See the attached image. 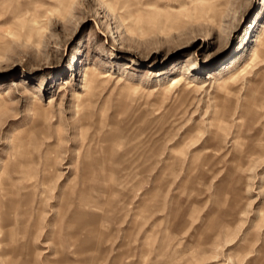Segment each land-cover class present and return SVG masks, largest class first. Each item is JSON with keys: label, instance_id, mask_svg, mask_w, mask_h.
<instances>
[{"label": "rangeland", "instance_id": "374dc122", "mask_svg": "<svg viewBox=\"0 0 264 264\" xmlns=\"http://www.w3.org/2000/svg\"><path fill=\"white\" fill-rule=\"evenodd\" d=\"M0 181V264H264V0H0Z\"/></svg>", "mask_w": 264, "mask_h": 264}, {"label": "bare ground", "instance_id": "6f19581e", "mask_svg": "<svg viewBox=\"0 0 264 264\" xmlns=\"http://www.w3.org/2000/svg\"><path fill=\"white\" fill-rule=\"evenodd\" d=\"M261 56V52L259 51V49H256L254 52H252V61L257 60L259 57ZM87 70H90L88 67L86 68V72H88ZM91 71V70H90ZM86 76V75H85ZM109 77V74H106L104 76V78ZM85 80L87 82V86L89 87V91L91 92L93 89H96L98 86V83L100 82V73L97 71H92L91 74L89 73L88 78ZM182 81V77H175L172 79V83L168 86V88L170 87H174V86H178ZM104 82V80H103ZM163 92V91H162ZM85 98V102L90 103V100L86 96ZM36 117L38 119H46L48 117V111L46 109H40L36 112ZM87 117V115L85 114L83 116V119H85ZM100 123V122H99ZM23 145V144H22ZM23 150H16L15 155H20L23 154L22 152ZM23 160H18L17 163L15 164V168H16V173L20 174L22 173V166H23ZM10 175V174H9ZM6 175V180H8L10 178V176ZM3 182V181H2ZM5 184V185H4ZM0 187L3 190V194H0V202H1V214L3 215L2 218L0 219L1 222V233L4 234V230L8 227H12L16 224L15 222V218L11 217V213L12 211V203L13 200L11 199L12 196H17L19 193L16 192L13 188V183H1L0 181ZM28 187V186H23V188ZM5 195H9V197H7V200L4 201L2 199V197H4ZM87 204L85 203V206ZM88 206V205H87ZM94 207V206H93ZM16 212V211H14ZM79 215V214H78ZM27 212H22L21 217H24V220H22V224H23V232H26L27 230V224L29 223V218L27 217ZM79 222H77V220H74V217H70L68 222H67V226L68 229H75ZM98 221L96 220H86L84 222L81 223V225L78 226V228L76 229V232H78L77 234H75V237H72V240L69 241V246L72 248H75V250L73 251L74 254H76L77 256H80L81 253H90L92 252V250L95 249L94 247V242L95 244H98V241H100L102 238L100 235L103 234V238L105 237V233L103 228H101V226H98ZM64 229H61V232ZM84 234V237H81ZM71 236V235H70ZM10 237V236H9ZM12 238V237H11ZM10 238V239H11ZM74 238V239H73ZM15 239L16 236L13 237V242L15 243ZM80 242V244H79ZM2 244H9V240L8 238H6L5 234H4V239H2L1 241ZM59 246L56 250V255H59L61 253H63V245L61 244L60 241L56 242ZM16 245V243H15ZM19 245V244H17ZM18 247V246H17ZM32 251V250H31ZM32 253V252H31ZM31 253L28 252L27 257L21 262L19 263V258L18 256L21 255L22 253L18 252V250H12L11 252L9 250H4L3 251V257L5 256H9L10 254L16 258H9L7 260L4 261L5 264H32V258H31ZM91 260V259H90ZM67 261V260H66ZM63 260V258L61 257H57L56 260H54L53 262L51 261V264H79L82 263V261H73V263L71 262H66Z\"/></svg>", "mask_w": 264, "mask_h": 264}]
</instances>
